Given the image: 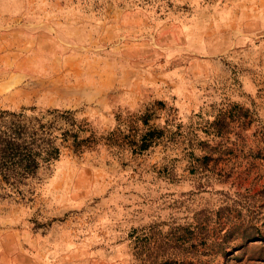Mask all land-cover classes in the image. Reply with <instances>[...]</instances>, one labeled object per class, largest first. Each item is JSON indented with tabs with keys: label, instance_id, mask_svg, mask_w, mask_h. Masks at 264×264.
<instances>
[{
	"label": "rangeland",
	"instance_id": "374dc122",
	"mask_svg": "<svg viewBox=\"0 0 264 264\" xmlns=\"http://www.w3.org/2000/svg\"><path fill=\"white\" fill-rule=\"evenodd\" d=\"M31 105L164 133L0 189V264H264V0H0V109Z\"/></svg>",
	"mask_w": 264,
	"mask_h": 264
},
{
	"label": "trees",
	"instance_id": "16d2710c",
	"mask_svg": "<svg viewBox=\"0 0 264 264\" xmlns=\"http://www.w3.org/2000/svg\"><path fill=\"white\" fill-rule=\"evenodd\" d=\"M157 104L163 107L161 101ZM170 112L166 111V121L172 120ZM149 117L151 113L147 112L138 117L141 129H118L116 134L109 132L102 136L96 135L87 121L77 119L73 110H40L33 105L18 110L0 109V189L20 195V186L26 179L55 161L61 148L80 154L93 150L103 140V144L113 145L118 150L126 146L133 153L146 151L162 139L164 133L148 125ZM218 132L216 135L220 134ZM207 159V155L200 156V163L204 165Z\"/></svg>",
	"mask_w": 264,
	"mask_h": 264
}]
</instances>
